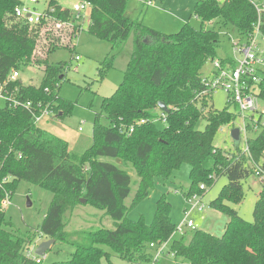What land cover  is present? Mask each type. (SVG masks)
Masks as SVG:
<instances>
[{
	"label": "trees",
	"instance_id": "16d2710c",
	"mask_svg": "<svg viewBox=\"0 0 264 264\" xmlns=\"http://www.w3.org/2000/svg\"><path fill=\"white\" fill-rule=\"evenodd\" d=\"M86 1L92 6L88 32L109 41L112 48L132 35L133 51L123 81L96 112L93 142L82 153L38 127L23 106L13 108L4 101L6 105L0 108V264H103V259L110 261L112 253L102 246L130 262L144 263L155 255L152 243L159 246L168 240L175 256L191 264H264V182L260 181L253 222L225 202L241 200L242 182L256 175V164L264 169V128L249 141L248 152L240 146L224 151L215 146V138L221 126L233 122L235 114L229 105L222 110H206L195 100L205 89V66L218 57L220 32L206 28V24L217 20L246 36L259 17L252 1L195 0L194 15L200 18L201 27L186 22L175 33L146 26L141 15L128 16L129 0ZM47 2L44 13L48 17L70 20L71 6L60 0ZM21 5V0H0V82H7L9 90L17 87V98L31 101L33 109L48 106L61 112L63 118L72 107L59 94L65 63L50 64L48 57L34 55L44 44L38 41V29L47 19L37 25L17 22L13 12ZM261 31L264 34V12ZM58 42L59 38L49 41L47 52L59 48L62 43ZM32 62L43 66L39 85L10 80L13 70L21 72ZM112 67L113 58L108 55L99 67L101 77ZM161 102L166 104V111L159 107ZM101 117L108 124L102 123ZM202 117L207 125L200 130L196 126ZM158 121L163 122V128L157 126ZM102 157L121 158L136 167L140 181L130 206L125 203L132 190L130 173ZM184 163L190 165L192 180L185 194H202V183L211 186L220 176L228 178L210 203L228 216L221 235L202 229L173 235L176 224L171 219L172 204L165 195L157 200L152 223L146 224L143 216L138 220L128 217L130 209L150 195L156 178L170 179ZM21 180L54 194L42 223L26 234L16 229L1 209L5 194L10 192L12 199ZM78 204L103 210L115 222L114 228L65 230L66 214ZM38 236L72 246L70 258L48 263L28 256Z\"/></svg>",
	"mask_w": 264,
	"mask_h": 264
},
{
	"label": "rangeland",
	"instance_id": "374dc122",
	"mask_svg": "<svg viewBox=\"0 0 264 264\" xmlns=\"http://www.w3.org/2000/svg\"><path fill=\"white\" fill-rule=\"evenodd\" d=\"M21 1L35 15L44 13L48 7L47 0H38L35 3L31 2V0ZM60 1L64 5L71 7L74 2V0ZM149 1L152 2L151 5L148 4ZM257 1L264 3V0ZM194 9L195 0H129L126 13L131 18H137L141 15L143 23L148 27L164 33H175L186 22L191 23L196 28L201 27V20L194 15ZM89 15V12L85 13L82 15L84 17L81 16L80 19L75 20L73 17L74 12L72 11L70 20L64 21L67 24L53 17H47V21L41 24L38 29V41L44 44L42 46L40 44L34 52L36 57H48L50 64L65 63L66 69L59 85V94L63 99L72 103L70 112L63 118L55 117L54 115L46 116L43 117L38 125L44 127L50 134L66 140L70 149L78 153L84 152L92 144L95 114L100 111L103 99L111 96L123 81L124 73L133 51L132 35L115 48H112V44L109 41L91 35L87 30ZM16 21L19 22V20ZM69 21H72L70 22L71 26L68 24ZM205 27L215 28L220 32L218 57L224 58L233 55V41L240 40V34L236 28L223 26L217 23V20L207 23ZM75 29L82 30L78 34H70ZM68 36L72 37L68 39ZM57 38H59L58 43H62L61 46L54 52L48 53L49 41H54ZM262 48L264 49V42H262ZM108 55L113 58V67L101 77L99 67ZM76 56H79L80 59L77 60ZM212 69V62L207 63L203 70V75H209ZM42 78L43 66L39 63L32 62L20 72V79L25 84L39 85ZM228 98V92L219 89L213 96V107L217 110L224 109L227 107ZM5 105V102L0 99V108ZM101 122L108 124L105 117H101ZM240 124L241 121L237 119L236 126L239 127ZM206 125L207 120L202 117L196 127L203 130ZM157 126L163 128V122L158 121ZM259 133L260 130L258 133L250 135V137L254 138ZM214 144L224 151L231 152L235 150L229 128H226L225 131L219 130L217 132ZM240 147L243 150L245 149L243 142ZM101 159L112 162L130 173L132 190L125 201L126 205L130 206L140 181L136 167L133 163L125 162L121 158L102 157ZM8 180H11L10 176ZM191 181L190 165L188 163L182 164L168 180H164L161 177L156 178L155 188L150 192V195L134 208H131L128 217L138 220L143 216L146 224L152 223L157 200L165 195L172 204L171 219L176 225H179L186 218V210L189 209L185 193L188 191ZM227 183L228 178L223 175L211 186L204 184L205 189L200 194L204 203L203 210L195 209L190 214V218L194 220L198 228L215 235L223 233L228 216L215 209L210 203L219 196L222 188ZM242 184L243 196L241 200L235 201L230 198L226 199L225 202L230 207L235 208L245 220L253 222L254 206L262 189V184L258 176L254 174L245 178ZM53 198L54 194L52 192L30 181L21 180L11 199V204L8 206L6 216L12 220L16 229L26 234L39 227ZM65 220V230L67 231L91 230L99 227L113 229L115 225L110 216H107L103 210L91 204H78L66 214ZM46 239L49 238L38 236L34 239L30 248ZM102 247L112 253L110 261L103 259V264H141L116 256L115 252L107 246ZM72 251L73 247L69 244L55 242L43 257V260L48 263L66 260L70 258ZM142 264H152V262H144ZM157 264L191 263L180 257L173 256L168 245L164 251V256L159 259Z\"/></svg>",
	"mask_w": 264,
	"mask_h": 264
},
{
	"label": "built area",
	"instance_id": "2783aa9c",
	"mask_svg": "<svg viewBox=\"0 0 264 264\" xmlns=\"http://www.w3.org/2000/svg\"><path fill=\"white\" fill-rule=\"evenodd\" d=\"M218 1L225 2L226 0ZM251 1L259 15L257 22L253 26V30L246 36L240 34V40L233 41V55L224 58L217 57L211 61L213 69L209 75L207 74L203 77L205 89L195 98L199 106L208 110L210 107H213L212 99L215 92L219 89L228 92L229 98L227 105L230 106L236 118L229 125L221 126L219 130L225 131L226 128H229V133H231L234 128H238L240 131V142L238 146L243 142L245 146L244 151L246 152L249 151V141L253 139L250 135L256 134L264 128V49L262 48L264 34L261 31V15L264 12V3L258 2L257 0ZM31 2L35 3L38 0H31ZM148 4L151 5L152 2L149 1ZM91 9L92 6L89 1L77 0L72 4L73 17L75 20H78L83 14L88 12L90 14ZM13 17L20 22L37 25L43 22L48 16L45 13L35 15L23 4L15 8ZM60 22L67 24L64 21ZM70 22L72 21L68 22L69 25ZM75 58L77 60L80 59L79 56ZM17 79H20V71L13 70L10 75V80L14 81ZM16 91L17 87L9 90L7 82H0V99L6 101L13 108L23 106L33 115L37 126L43 117L51 115L60 117V112L50 109L48 106H40L41 108L39 109H33L31 101H23L17 98ZM237 119L241 121L239 127L236 126ZM141 122L143 123L144 120H141ZM255 173L259 180L264 182V169L261 165H255ZM200 188L204 190V184H201ZM185 199L189 209L186 210V218L179 225L175 226L173 235L200 229L194 220L190 218V214L195 209L203 210L204 203L202 196L198 193L185 194ZM10 204V193H6L1 201V209L6 212ZM169 244L170 240L159 246L155 243L150 245L151 248L155 249V255L151 261L152 264L159 262V259L164 256V251ZM37 245L30 248L27 253L28 256L40 262L43 260V257H37L35 254ZM33 252L34 254H32ZM171 253L175 256L174 252L171 251Z\"/></svg>",
	"mask_w": 264,
	"mask_h": 264
},
{
	"label": "water",
	"instance_id": "95a60500",
	"mask_svg": "<svg viewBox=\"0 0 264 264\" xmlns=\"http://www.w3.org/2000/svg\"><path fill=\"white\" fill-rule=\"evenodd\" d=\"M159 107L166 111L167 110V106L164 103H160ZM231 137L233 139V143L235 146L239 145L240 142V131L238 128H234L231 132ZM85 202V200H83ZM30 204V203H29ZM56 239L55 238H49L46 239L44 241H42L40 244L37 245L36 249H35V253L37 256L40 257H44L47 252L51 249V247L53 246V244H55Z\"/></svg>",
	"mask_w": 264,
	"mask_h": 264
},
{
	"label": "crops",
	"instance_id": "0c3cea01",
	"mask_svg": "<svg viewBox=\"0 0 264 264\" xmlns=\"http://www.w3.org/2000/svg\"><path fill=\"white\" fill-rule=\"evenodd\" d=\"M60 114H62V113L60 112ZM38 127H41V126H39V125H38ZM41 128H43V129H44V127H41ZM169 246H170V244H169Z\"/></svg>",
	"mask_w": 264,
	"mask_h": 264
}]
</instances>
